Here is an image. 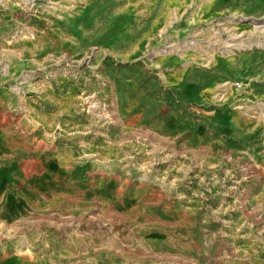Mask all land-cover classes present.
Wrapping results in <instances>:
<instances>
[{"label":"rangeland","instance_id":"1","mask_svg":"<svg viewBox=\"0 0 264 264\" xmlns=\"http://www.w3.org/2000/svg\"><path fill=\"white\" fill-rule=\"evenodd\" d=\"M0 141L81 163L60 264H264V0H0Z\"/></svg>","mask_w":264,"mask_h":264},{"label":"crops","instance_id":"2","mask_svg":"<svg viewBox=\"0 0 264 264\" xmlns=\"http://www.w3.org/2000/svg\"><path fill=\"white\" fill-rule=\"evenodd\" d=\"M3 148L0 141V264H60L53 258L60 250L43 242L54 231L64 240L65 225L50 198L62 202L76 189L81 197V163L59 156H13Z\"/></svg>","mask_w":264,"mask_h":264}]
</instances>
